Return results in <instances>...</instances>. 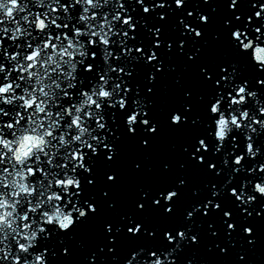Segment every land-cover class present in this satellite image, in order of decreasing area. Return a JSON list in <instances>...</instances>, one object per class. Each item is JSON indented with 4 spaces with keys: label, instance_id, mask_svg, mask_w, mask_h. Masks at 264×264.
I'll list each match as a JSON object with an SVG mask.
<instances>
[{
    "label": "snow or ice",
    "instance_id": "1",
    "mask_svg": "<svg viewBox=\"0 0 264 264\" xmlns=\"http://www.w3.org/2000/svg\"><path fill=\"white\" fill-rule=\"evenodd\" d=\"M0 264H264V0H0Z\"/></svg>",
    "mask_w": 264,
    "mask_h": 264
},
{
    "label": "water",
    "instance_id": "2",
    "mask_svg": "<svg viewBox=\"0 0 264 264\" xmlns=\"http://www.w3.org/2000/svg\"><path fill=\"white\" fill-rule=\"evenodd\" d=\"M202 2V0H201ZM217 2L219 3L220 0H217ZM217 23L218 24H222V10L218 11L217 13ZM167 144H168V141L166 140L162 145H161V148H160V152L161 153H165L167 151Z\"/></svg>",
    "mask_w": 264,
    "mask_h": 264
}]
</instances>
